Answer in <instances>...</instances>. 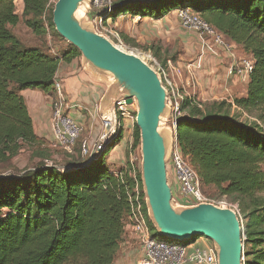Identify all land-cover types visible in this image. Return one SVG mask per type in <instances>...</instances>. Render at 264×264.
<instances>
[{
    "label": "trees",
    "instance_id": "obj_1",
    "mask_svg": "<svg viewBox=\"0 0 264 264\" xmlns=\"http://www.w3.org/2000/svg\"><path fill=\"white\" fill-rule=\"evenodd\" d=\"M17 1L0 0V167L24 145L40 160L29 171L0 175V264H113L135 191L152 237L165 240L147 217L140 170L129 162L139 147L135 125L127 162L117 173L106 157L123 139L120 128L90 161L79 156V146L66 166L45 163L53 145L35 134L21 92L53 95L59 64L81 55L68 44L56 54L26 46L12 31L19 23L39 38L49 33L62 40L52 24L57 0H21L20 14ZM179 9L199 15L254 61L244 97L208 104L186 97L174 136L201 189L213 188L237 204L243 264H264V0H113L110 17L160 20ZM242 112L257 122L241 120Z\"/></svg>",
    "mask_w": 264,
    "mask_h": 264
},
{
    "label": "water",
    "instance_id": "obj_2",
    "mask_svg": "<svg viewBox=\"0 0 264 264\" xmlns=\"http://www.w3.org/2000/svg\"><path fill=\"white\" fill-rule=\"evenodd\" d=\"M90 3L91 0H57L52 24L58 36L80 53L83 70L104 84V78H114V85L108 84L99 102L102 118L114 121L119 101L137 104L135 126L139 132L142 194L156 234L179 243L203 237L212 242L218 264H243L244 240L238 212L205 202L191 206L172 203L166 163L173 135L169 127L165 132L160 129L161 124L168 126L167 91L148 64L94 30L86 16ZM78 10L81 17L75 21Z\"/></svg>",
    "mask_w": 264,
    "mask_h": 264
},
{
    "label": "built area",
    "instance_id": "obj_3",
    "mask_svg": "<svg viewBox=\"0 0 264 264\" xmlns=\"http://www.w3.org/2000/svg\"><path fill=\"white\" fill-rule=\"evenodd\" d=\"M113 0H91L87 12V20L91 23L94 30L106 38L117 39V33L113 31L110 17L112 13ZM178 18L183 28L197 32L200 38L206 40V43L212 42L214 46L219 47L228 58V75L238 79L248 77L254 65L253 60L239 58L235 54L232 44H228L222 34L217 32L199 15L189 11V9H179ZM140 15L134 16L135 21L141 20ZM215 54V53H213ZM150 68L155 70L167 91V105L170 109L167 118V125L172 131L173 139L169 158L166 163V170L169 179V166L172 170L174 182L177 187L178 197H173L172 203L182 206H191L199 203H211L223 208H231L237 211V207L228 203L225 198L212 199L206 196L200 187V180L196 171L189 165L181 153L176 140L175 128L177 120L182 117L181 105L186 98L179 90L175 81V76L179 75L170 62L163 68L153 58L150 53L137 54ZM51 98V128L53 135V144L65 152L71 154L73 148L82 134V128L68 115L71 108L64 92L63 82L54 77ZM128 105L125 101H119L115 106V113L122 116ZM103 132L99 138L90 143L83 141L80 144V155L82 158L90 161L104 147V145L113 137L116 128V119L102 118ZM106 130V131H105ZM47 165L48 162H45ZM136 206L131 214L124 220V232L130 231L136 238L141 248V256L136 264H218L214 248L206 251L192 249L189 251V244L160 240L152 237L151 232L145 221V214L142 211V205L138 202L139 195L134 192ZM144 201V200H143ZM147 213V211H146ZM244 240V238H243Z\"/></svg>",
    "mask_w": 264,
    "mask_h": 264
},
{
    "label": "rangeland",
    "instance_id": "obj_4",
    "mask_svg": "<svg viewBox=\"0 0 264 264\" xmlns=\"http://www.w3.org/2000/svg\"><path fill=\"white\" fill-rule=\"evenodd\" d=\"M16 12L18 14L21 13L19 11L18 2L16 3ZM177 12L178 10L166 15L167 19L163 21H144L141 24H129V22H131L130 19L120 17L122 16L121 14L117 17H120L119 21L121 26H119L118 29L112 28L113 31L117 33V39L121 43L113 38H110L109 40L114 45L134 55L150 53L163 68H166L168 62H170L171 65L179 72V75L175 76V81L178 86V90L185 97L194 98L196 101H199L203 104L211 103L212 101L210 100L212 98H217L218 101H223L225 100L224 98L229 99V96H225V93H223L225 87H228V81H225L224 77L228 72V66L225 65L224 69L212 68L210 71L204 70L209 62L206 57L209 55L210 57L218 56L221 58L223 51L219 47L214 46L212 42L206 43V40L200 38L197 32L183 28L181 26V22L179 21ZM123 15H128V13ZM123 24L130 26L136 32L133 33V36L136 37L125 33L123 31ZM12 31L22 40L26 46L43 45L55 54L65 49L66 45L68 44L63 39L60 40L49 33L44 37L39 38L33 35L31 30L28 29L23 23H19L16 27L12 28ZM139 38L142 39L139 41ZM225 41L228 44H232L226 39ZM233 48L239 57L253 60L250 55L244 54L239 49V47ZM103 81L105 82V89L107 88L108 84L112 83L114 85L115 83L114 78L110 76L107 79L104 78ZM201 82L202 84L205 82L204 85H200ZM123 91L124 90L122 89V92ZM116 93H118V91L115 90V97ZM236 93H238L236 95H239L240 92ZM137 108L136 102H133L131 105H128L125 108L122 116L120 113H116L115 132H117V130L120 128L122 130L123 139L108 154L110 163H107L109 167H111V171L114 173H117L122 168H124L127 162L126 153L131 149L133 126L135 125ZM241 120L257 122L255 115H248L245 112L241 113ZM258 124H260V122H258ZM167 128L168 126H164L162 124L160 125L162 132H165ZM96 140L97 139H94L93 142ZM83 141L85 140L83 134H81L73 148L74 153L72 152L71 154L75 155V152H78L79 146ZM41 148L44 147L42 146ZM49 148L51 150V158L46 161L48 164H54L63 167L66 166L68 162H70L71 159L68 157L69 153L58 148L54 144L53 146L49 145ZM31 152L32 148H30V146L24 145L17 156L0 167V175H14L31 170L40 160ZM79 156L81 157V155ZM119 162L123 163V165H119ZM129 162L130 164L136 166L139 170L141 169V152L139 147L138 149L131 151L129 155ZM262 170L264 172V166H262ZM171 178L172 170L169 166V179ZM201 191L212 199L221 198L217 191L213 188H202ZM262 196H264V193ZM227 201L228 203L237 207L236 203L229 200ZM201 239H203V237L197 238L196 240ZM117 259L118 255L116 256L115 261Z\"/></svg>",
    "mask_w": 264,
    "mask_h": 264
},
{
    "label": "crops",
    "instance_id": "obj_5",
    "mask_svg": "<svg viewBox=\"0 0 264 264\" xmlns=\"http://www.w3.org/2000/svg\"><path fill=\"white\" fill-rule=\"evenodd\" d=\"M19 11H22L23 4L21 0H18ZM176 11V10H173ZM169 12L170 13H173ZM168 14V15H169ZM120 17L129 18L131 22L129 24H141L144 21L160 22L167 19V16L160 20H154L151 18L142 17L141 20L135 21L134 16L128 14ZM119 17V18H120ZM119 18L113 19L112 26L114 29H118L120 25ZM124 25V32L132 35L136 33L130 26ZM120 31V30H119ZM136 37V36H133ZM142 38H139V41ZM237 48V45L232 44ZM243 52V50L239 47ZM244 54H247L243 52ZM237 55V53L235 52ZM222 57H206L208 59V65L204 70H212V68H222L229 66L230 58L225 53L221 54ZM249 55V54H248ZM237 57H239L237 55ZM241 58V57H239ZM252 58V57H251ZM204 71V72H206ZM55 77L63 82V88L67 101L71 106L67 111L68 115L82 128V134L85 141L90 143L94 139H98L103 132L102 117L99 115V102L105 92L104 83L91 76L88 72L83 70L81 65V58L74 59L69 63H60ZM225 81H228V87H225L224 95L229 96L224 98L227 102H231L234 98H242L247 93L248 77L236 78L229 76L228 72L225 74ZM200 81V80H199ZM205 82H201L200 85H204ZM240 92L239 95H236ZM25 100L27 111L31 117L35 134L53 145V135L51 128V98L50 95L42 93L37 90H24L21 92ZM210 101H218L217 98H212ZM107 155V162L110 163V159ZM119 165L123 163L119 162ZM169 186L173 197H178L177 187L174 182V177L169 179ZM189 251L192 249H199L201 251L209 250L213 247L211 241L203 238L201 240H192L188 243ZM118 259L113 264H136L137 260L141 256V248L137 241V238L130 232L125 231L122 240L119 245Z\"/></svg>",
    "mask_w": 264,
    "mask_h": 264
},
{
    "label": "bare ground",
    "instance_id": "obj_6",
    "mask_svg": "<svg viewBox=\"0 0 264 264\" xmlns=\"http://www.w3.org/2000/svg\"><path fill=\"white\" fill-rule=\"evenodd\" d=\"M81 17V11H76L75 14H74V20L77 21L79 20V18ZM158 132L160 133L159 129H158Z\"/></svg>",
    "mask_w": 264,
    "mask_h": 264
}]
</instances>
